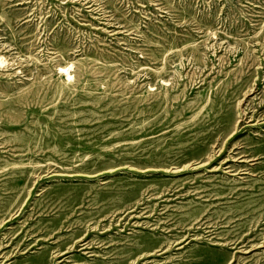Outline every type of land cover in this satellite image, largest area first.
I'll list each match as a JSON object with an SVG mask.
<instances>
[{"label": "rangeland", "instance_id": "rangeland-1", "mask_svg": "<svg viewBox=\"0 0 264 264\" xmlns=\"http://www.w3.org/2000/svg\"><path fill=\"white\" fill-rule=\"evenodd\" d=\"M0 264H264V0H0Z\"/></svg>", "mask_w": 264, "mask_h": 264}, {"label": "bare ground", "instance_id": "bare-ground-1", "mask_svg": "<svg viewBox=\"0 0 264 264\" xmlns=\"http://www.w3.org/2000/svg\"><path fill=\"white\" fill-rule=\"evenodd\" d=\"M63 72L66 74L67 77L71 76V74L69 73V68H63Z\"/></svg>", "mask_w": 264, "mask_h": 264}]
</instances>
